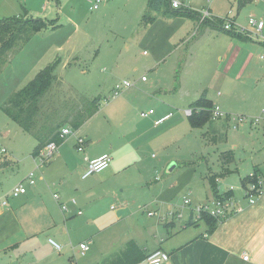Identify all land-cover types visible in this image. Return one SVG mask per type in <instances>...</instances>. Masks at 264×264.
<instances>
[{"label":"crops","instance_id":"1","mask_svg":"<svg viewBox=\"0 0 264 264\" xmlns=\"http://www.w3.org/2000/svg\"><path fill=\"white\" fill-rule=\"evenodd\" d=\"M45 3V0H0V14L8 18L26 12L27 15L43 17L49 8ZM244 8L247 16L244 20L233 17L235 27L231 31L199 23V11L191 14L198 24L192 44L198 47L203 39L207 41L203 59L207 68L203 73L207 75L198 78L185 96L194 98V101L204 93L210 104L218 106L222 112L231 110L235 99L232 85L252 83L257 80L252 79V74L261 75L257 82L262 84L264 92V42H255L252 36L238 29V26L248 28L250 15L264 22V0H252ZM203 9L212 13L209 7ZM211 18L214 20L215 17L211 14ZM185 23L183 19L181 25L171 32L170 39ZM262 32L264 34V27ZM160 58L153 53L155 64ZM213 63L215 67L211 70ZM142 86L147 91L153 90L149 82ZM217 89L221 90L220 93H216ZM136 92L127 90L124 98L118 100V107L121 103H131V96ZM116 111L123 113L125 119L111 125L110 117L113 118ZM103 112L101 121L97 120L101 111L99 114L97 111L84 122L93 121V124H86L82 132H76L86 139L84 152L76 151L75 137L70 136L59 142L55 155L40 169L35 170L32 153L17 159L20 151L8 143V178L18 176L19 179L16 183L12 181L7 191L0 189V200L7 199L5 205L0 203V264H100L113 259L111 264H135L158 249L168 254V259L161 264H264V193L251 204L243 191V181L247 184L256 178L264 179V130L261 141L245 145L248 160L242 171L237 167L233 173L224 166L227 173L215 175L219 195L228 188H222L223 179L240 184V188L232 187L229 192L237 211L228 208L227 216L215 218L216 226L209 229L206 221L203 226H192L197 223L190 210L178 212L177 206L183 208V203L176 202L170 208L166 200L157 202L160 194L168 191L164 183L155 185L158 195L151 202L157 210L170 208L165 214L146 209L148 205L123 202V196L118 192L119 187L121 192L130 191L136 187L135 182L141 183L139 165L145 142L155 135L160 136L166 127L183 122L182 114L173 117V111L163 107L154 110L147 122L135 123L127 117L129 112L126 109L107 106ZM170 112L173 114L169 119L154 124L155 120ZM139 123L142 126L139 127ZM261 123L264 129V117ZM103 154L111 156L109 165L82 178L81 173L86 167L84 157L91 160ZM5 162L7 160H1L0 165ZM31 170H35L34 185L26 180ZM209 175L214 174L209 172L204 179L210 189ZM156 177L153 181H161V177ZM18 182H23L26 192L12 196L9 191ZM186 185L191 186L194 190L191 193L197 198L194 194L200 189H195L191 182ZM203 189L206 192V188ZM52 192L59 194L58 201L52 197ZM60 203L65 204L67 210L63 211ZM142 209H146L145 217L140 213ZM148 212L153 214L148 215ZM50 238L62 246L60 251L48 241ZM86 240H90L89 247L80 254L77 245ZM244 253L246 260L242 258Z\"/></svg>","mask_w":264,"mask_h":264},{"label":"rangeland","instance_id":"2","mask_svg":"<svg viewBox=\"0 0 264 264\" xmlns=\"http://www.w3.org/2000/svg\"><path fill=\"white\" fill-rule=\"evenodd\" d=\"M45 1L49 6L48 14L41 18L56 26L34 34L0 71V143L7 152L9 143L20 151L17 156L20 159L21 155L32 153L37 141L33 133L21 129L5 114L2 104L12 92L33 78L39 69L51 61H57L55 75L58 81L40 100L34 131L45 120L71 121L74 114L81 110L82 103L94 98H99L97 114L100 111L101 114L98 121H101L107 106L126 109L129 112L127 117L135 123L150 119L139 114L149 107L154 110L169 107L174 113L173 117L182 114L183 122L166 127L160 136L155 135L145 142L139 165L141 183L135 182L136 187L130 191L121 192V188H118L123 202L148 205L146 209L158 214L163 211L165 214L174 203H183L185 198L190 199L192 205L213 199V192L208 187L207 179H204L207 173L219 176L227 173L225 168L233 173L237 167L243 170L248 160L245 145L258 143L263 138L261 120L264 117V92L262 84L257 82L261 75L252 74V79L257 78L252 83L238 82L232 85L235 99L231 103V110L223 112L227 116L192 126L184 110L190 107L194 99L186 97V93L192 90L198 78L207 75L203 73L207 70L203 62L207 41L203 39L198 47L192 44L198 24L187 12L196 13L209 7L215 20L225 16H237L239 20H244L246 8L238 11L235 0H177L181 3L177 11L186 13L166 16L160 11L154 14L152 20L142 22L141 15L147 0H101L96 9L90 8L95 0ZM4 17L0 14V19ZM183 19L186 20L183 28L170 39L171 32L181 25ZM253 41L258 40L253 38ZM153 53L161 57L156 64ZM214 67L213 63L211 70ZM142 76L146 79L141 80ZM123 81H136V84L124 89L117 98L110 99L112 89ZM148 82L153 90L143 88L142 84ZM127 90L137 92L132 94L131 103H121L118 107V100L124 98ZM218 91L220 93L221 90L217 89L216 93ZM135 95L138 96L134 99ZM122 115L114 112L110 124L121 122L125 119ZM233 118L237 122V129L232 127ZM86 124H93V121H87L75 131L82 132ZM137 125L142 126L140 123ZM1 160L7 162L0 165V189L7 191L10 183H16L19 177L8 178V154H0ZM172 164L175 166L169 170ZM156 176L161 177V181H153ZM189 182L195 189H200L194 194L198 199L191 193L194 191L191 186H185ZM159 183H164L168 191L161 193L157 202L166 200L170 206L168 210H157L151 202L158 195L154 187ZM221 183L223 189L226 186L229 188V185L240 188V184L233 181L223 179ZM203 188H206V192ZM218 189L220 191V187ZM184 207L177 206L178 212L183 209L185 213L187 208L190 210L189 206ZM210 207H213L211 203ZM146 209L140 211L143 217L146 216ZM194 220L197 224L192 226H203V217H194Z\"/></svg>","mask_w":264,"mask_h":264},{"label":"trees","instance_id":"3","mask_svg":"<svg viewBox=\"0 0 264 264\" xmlns=\"http://www.w3.org/2000/svg\"><path fill=\"white\" fill-rule=\"evenodd\" d=\"M250 1L252 0H236L237 10L239 11ZM160 11L166 16H171L178 12L186 13L172 8L170 0H148L141 15V21L148 22L152 20L154 14ZM25 13L19 16L0 19V71L10 58L19 51L20 47L34 34L42 30L54 29L56 26L53 22ZM187 13L191 15L193 12ZM202 24L222 29V19H206ZM56 62L51 61L39 69L33 78L23 85V87L12 92L1 106L5 114L16 122L21 129L33 133L37 141V145L32 152L33 155L46 143L50 141L59 142V131L63 126H66L65 124H68V126L76 130L87 119L92 117L99 108V98L87 99L82 103L81 110L74 114L71 121L68 122L66 119L56 121L54 118L50 121L45 120L37 126L38 130L34 131L40 108V100L48 89L58 81L55 75ZM212 107L205 94L202 93L190 104L192 113L188 117L191 125H201L210 120ZM208 183L213 192V197H219L220 195L216 187V176L209 175ZM244 185H246L245 181H243ZM225 195H230V193L227 192ZM203 219L209 225V229H213L217 224V220L212 216H203ZM113 261L114 259L112 261L104 260L100 264H111Z\"/></svg>","mask_w":264,"mask_h":264},{"label":"built area","instance_id":"4","mask_svg":"<svg viewBox=\"0 0 264 264\" xmlns=\"http://www.w3.org/2000/svg\"><path fill=\"white\" fill-rule=\"evenodd\" d=\"M100 2L101 0H95V2L91 5L90 8L91 9L98 8ZM170 2H171V7L174 9H178L181 7V3L177 0H170ZM210 18H211V14L208 9H201L198 12L199 23H202L206 19H210ZM234 25H235L234 21L232 20L231 17L225 16L224 18H222V25H221L222 29L226 31H231L235 27ZM247 25H248V28H243V27L238 26V29L241 32L246 33L247 35L252 36L256 40H260L264 42V34L262 32V29L264 27V22L260 19H257L253 15H250L247 18ZM145 79H146L145 76L141 77V80H145ZM134 85H135V82L130 83L128 81H123L120 85L117 84L113 88L111 96L109 98L110 99L117 98L118 96L121 95L122 91L125 88L131 87ZM153 111H154L153 109H148L147 111H141L139 114L142 117H148L149 115L153 113ZM184 113L189 116L192 113V109L191 108L185 109ZM172 114L173 113L170 112L158 118L157 120H155L154 124L159 125L163 123L164 121L169 119L172 116ZM221 116H227V115L224 114L219 109L218 106L214 105L211 109V119H216ZM232 120L234 122L232 125L233 129H237V122H235L236 120H234V118ZM241 120H242V117L239 118V121ZM257 121H258V118H256V122ZM70 136L75 137L76 151L79 153L84 152L85 145H86V139L81 135H77L76 131L72 127L68 125L63 126L59 131L60 141ZM59 142L50 141L46 143L44 146H42L36 152L35 155H33V158L35 160V170L40 169L41 167L45 166L50 161V159L57 152ZM0 154L4 156L8 154L7 149L1 143H0ZM84 159L86 161V167L84 171L81 173L82 178H86L94 173H98L101 170L105 169L109 165L112 158L109 154H103L95 159L90 160V159H87V157H84ZM35 170H31L30 172H28L26 176V180L28 184L30 185L35 184V178H34ZM232 189H233L232 186H230L227 192H231ZM243 191H244L245 196L249 198V202L253 204L258 199V197H260L264 193V179L262 178L254 179L253 182L247 183L246 185L243 186ZM25 192H26V187L23 184V182H18L9 191V193L12 196H18V195L24 194ZM52 197L56 201H58L59 194L57 192H52ZM6 202H7L6 197H3L0 200V203L2 205H5ZM210 203L213 205L212 208L210 207ZM183 204L185 206L190 207L191 215L193 218L195 217L196 219H201L203 216H212L216 219L224 218L227 216L228 208H231L232 212L237 211L235 207V202L231 195H221L220 194L219 197H213V199H211L208 202L199 203L195 205H192V202L190 199L185 198ZM60 208L63 211L67 210L66 205L63 203H60ZM112 208H114V206H112ZM152 214H153L152 212H148V215H152ZM48 241L54 246V248L57 251H60L62 249V246L59 243L55 242L53 239L50 238L48 239ZM89 244H90V240H86V241L80 242L77 245L80 254H84V252L88 249ZM242 258L246 260L247 255L245 253L242 254ZM167 259H168V254L158 249L148 254L141 262L135 263V264H161L163 261H166Z\"/></svg>","mask_w":264,"mask_h":264},{"label":"water","instance_id":"5","mask_svg":"<svg viewBox=\"0 0 264 264\" xmlns=\"http://www.w3.org/2000/svg\"><path fill=\"white\" fill-rule=\"evenodd\" d=\"M174 166H175L174 164H172V165H169V167H168V168H169V170H172V169L174 168Z\"/></svg>","mask_w":264,"mask_h":264}]
</instances>
